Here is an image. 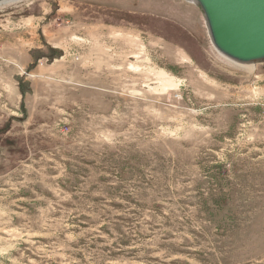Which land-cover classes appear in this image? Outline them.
I'll list each match as a JSON object with an SVG mask.
<instances>
[{"label":"rangeland","instance_id":"1","mask_svg":"<svg viewBox=\"0 0 264 264\" xmlns=\"http://www.w3.org/2000/svg\"><path fill=\"white\" fill-rule=\"evenodd\" d=\"M0 264H264V63L190 0L0 1Z\"/></svg>","mask_w":264,"mask_h":264},{"label":"water","instance_id":"2","mask_svg":"<svg viewBox=\"0 0 264 264\" xmlns=\"http://www.w3.org/2000/svg\"><path fill=\"white\" fill-rule=\"evenodd\" d=\"M192 1L222 54L238 62L264 63V0Z\"/></svg>","mask_w":264,"mask_h":264},{"label":"bare ground","instance_id":"3","mask_svg":"<svg viewBox=\"0 0 264 264\" xmlns=\"http://www.w3.org/2000/svg\"><path fill=\"white\" fill-rule=\"evenodd\" d=\"M191 1H192V0H190V2H191ZM192 2H193V1H192ZM223 55H224V54H223ZM135 57H136V56H135ZM135 57H134V58H135ZM226 57H227V56H226ZM228 58H229V57H228ZM242 64H243V63H242ZM254 64H255V63H254ZM244 65H245V64H244ZM249 65H250V64H249Z\"/></svg>","mask_w":264,"mask_h":264}]
</instances>
